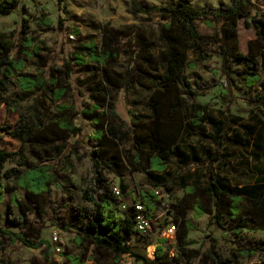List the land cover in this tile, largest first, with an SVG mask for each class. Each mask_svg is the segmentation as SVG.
Segmentation results:
<instances>
[{"label":"trees","instance_id":"1","mask_svg":"<svg viewBox=\"0 0 264 264\" xmlns=\"http://www.w3.org/2000/svg\"><path fill=\"white\" fill-rule=\"evenodd\" d=\"M57 1L61 4L65 0ZM133 3L135 11L146 14L156 12L166 20L158 35L160 49L156 60H152L149 55L134 52L144 42L139 30L129 35L128 47L121 49L119 45L121 38L125 36L124 31L104 26L100 44L94 40H81L73 48L69 59H64L63 67L54 71L45 70L46 64H41L44 57L39 52V45L30 38L23 37L26 41L23 46L31 47L34 44L32 55L36 56L34 58L39 67L38 72L32 74L25 71L23 58L12 55L19 48L10 37L12 33L8 35L0 32V103L13 104L11 99L4 97L7 88L13 84L24 93L22 98L34 92L45 93L53 101L71 98L74 94L71 87L73 63L83 71L97 69L101 75L90 94L91 103H84L80 112L75 109V104L62 102L55 106L57 113L54 123L57 130L32 133L28 121L20 117L14 124H0V140L3 134H8L24 143L27 140L30 145L54 155H61L69 141L82 134L83 128L75 120L80 113L94 125L90 137L94 142L90 149L93 176L90 186L83 194L90 205L74 207L76 219L69 222V226L76 231L77 242L91 245L98 261L102 250L111 252L113 264H120L125 254L142 264H188L193 257L200 256L201 251L190 247L192 241L189 234L196 226L182 203L173 205L174 208L177 207L173 209L172 221L177 227L175 253L172 255L166 246V238H159L154 257L148 256L147 249L154 244L153 233L160 227L153 221L154 213L161 204L155 187L164 185L170 188L173 183L179 186L181 181L178 173H171L168 168L173 160L181 161L184 155L179 144L186 130L189 100L221 86L224 89L226 109L231 113L235 103L241 99L238 92L243 87H259L260 91L245 101L250 105L264 106V79L261 71L264 62V10L259 9L252 0H229L226 4L202 7L193 5L191 0H176L174 3L156 6H144L138 0H133ZM18 5L19 0H2L0 14H8ZM241 19L246 27H253L255 30V37L249 40L247 53L239 48L238 23ZM200 20L213 27L211 42L218 46L221 57L220 79L203 85L196 77L190 80L185 73L189 65V50L200 51L202 48L203 35L197 26V21ZM123 55L135 63L141 59L146 67L138 63H129L127 67L119 66L117 61ZM236 63L243 67L236 69ZM138 78L149 80L154 85L147 101L150 117L144 120L130 110L133 126L124 129L123 121L115 108V94L133 88ZM199 108L195 112L197 116L202 114ZM190 123L194 126L200 124V120H190ZM225 125L219 123L215 127V150L206 164V182L203 185L187 184L179 187L184 190L185 198L191 199L195 218L209 214V224L227 228L235 236H240L248 226L264 229V177L246 186L231 185L225 178L216 175L215 168L221 169L229 164L222 159L221 148L230 141L237 142L226 134ZM128 135L139 146L132 155L131 162L146 172L153 188L140 193L147 216L152 220L151 229L145 236L136 230L132 208H120L121 201L112 193L110 179L107 177L108 174L122 176L123 156L113 153L110 146L124 143ZM13 155L14 152L0 147V204L9 190L3 182V176L15 179L17 185L25 189L26 199L21 203L15 194L12 195L19 212L17 215H7V221L12 226L22 228L29 222L28 215L33 213L35 199L56 184L57 176L53 171V164L45 163L48 160L46 157H43V163L34 165L24 160L21 163L25 166L24 170H4V163ZM119 186L124 199L129 192L128 185L120 179ZM223 220L228 222V227H225ZM7 239L20 241L33 248L45 245V261L51 255L48 240L40 238L36 242L25 231H13L3 226H0V253L6 247ZM236 242L237 250L232 252V256L236 259L251 258L264 246V237L257 245L245 243L241 239ZM67 259L69 264H84L90 258L69 255ZM219 262L227 264L213 250H207L199 264ZM0 264L4 263L0 260ZM51 264L57 262L51 261Z\"/></svg>","mask_w":264,"mask_h":264},{"label":"rangeland","instance_id":"2","mask_svg":"<svg viewBox=\"0 0 264 264\" xmlns=\"http://www.w3.org/2000/svg\"><path fill=\"white\" fill-rule=\"evenodd\" d=\"M2 1V0H0ZM176 0H138L144 6L166 5ZM255 5L261 9L264 0H254ZM229 0H191L195 6H218L228 3ZM166 20L158 13L135 11L133 0H65L61 4L57 0H19V5L8 14H0V32L10 35L18 49L12 55L24 59L25 71L36 74L38 62L32 55L34 47L23 46L26 44L23 37L30 38L33 43L39 45V52L44 58L41 64H46L45 70L54 71L63 66L64 59H69L73 48L81 40H94L100 44L103 36L102 27L107 29L117 28L124 31L120 48L128 47L129 35L140 31L143 43L136 47L141 55H149L156 60L160 49L158 35ZM199 32L203 35L200 51L188 52V63L185 73L191 80L196 77L202 85L212 80L220 79L221 57L218 46L211 42L213 27L207 25L204 20L197 21ZM72 35L73 37H70ZM239 48L243 53L248 52L249 40L255 37L253 27L244 25V20L238 23ZM135 61V60H134ZM119 66L127 67L129 63H135L126 56H121ZM141 66L145 63L139 59ZM135 63V64H136ZM71 87L73 96L60 101H53L45 93H30L26 97L14 84L10 85L4 97L11 99L13 104L0 103V124H14L23 117L28 121L32 133H48L57 130L54 120L56 118V105L65 102L68 105L75 104V109L80 112L84 103H91L90 94L94 84L100 79V71L90 68L83 71L79 65L73 63ZM243 66L236 63L235 68ZM264 79V62L261 65ZM158 73V71H155ZM92 80V81H91ZM154 86L149 80L137 79V84L128 91H121L114 100L115 108L123 121L124 129L131 128L133 110L140 118L147 120L150 111L147 101ZM260 91L259 87L247 89L243 87L238 95L241 96L231 113L226 109L224 89L216 86L189 100V113L186 122V130L180 141L179 147L184 152L181 161L173 160L169 166L171 173H178L181 177L180 185H203L207 179L206 164L210 161L215 150V127L219 123H225V132L237 142L230 141L221 148L222 159L229 163L226 167L215 168V173L231 185L250 186L264 177V106L260 104H247L246 99L253 97ZM23 99V100H21ZM197 107L202 111L201 116L195 115ZM200 120V124L192 126L190 120ZM76 123L83 128L82 134L72 138L67 148L61 155H54L50 151L30 145L26 140L3 134L0 147L14 152L4 163V170L17 168L24 170L28 164L43 163L53 164L56 173V184L50 187L48 192L38 196L33 206V213H29V222L22 228L12 226L7 221V215H17V204L12 200L15 194L18 201L24 203L26 199L25 189L17 185L13 178L3 176V182L9 187L4 200L0 204V226L8 227L13 231H25L36 242L40 238L49 241L50 257L45 261V245L33 248L24 245L20 241L6 240V247L0 253V260L4 264H69L67 256H79L82 259H93L97 264H113V254L107 250L100 252V259L93 254V247L87 244H79L76 240V231L69 226V222L76 219L74 207L90 205L84 198V191L90 186L93 176L92 159L90 149L94 140L91 135L94 125L80 113L75 118ZM138 145L134 143L131 135H128L124 143H114L110 146L113 153L123 156V174H108L112 183L119 185L120 179L128 185V194L124 197L127 205L141 200L140 193L144 190H152L146 172L131 162L132 155L137 152ZM147 148V146H145ZM129 155L127 156V154ZM23 157V160H21ZM163 180V177H161ZM170 184V188L164 185L155 187L161 204L154 213V223L160 227L153 233L154 244L149 246L147 253L153 256L156 243L159 238L165 236L168 224L173 221V205L182 203L187 208V215L194 222L196 229L190 231L189 239L191 248L201 251V255L193 257L188 264H199L202 255L207 250L213 252L227 264H264V246L251 258H234L232 252L237 250V240L257 245L264 237V229L256 226L245 227L240 236H235L227 228H219L209 224L210 215L204 214L195 218L191 199L185 198L184 190ZM225 227L228 222L223 220ZM58 230L60 235L61 252L56 251V243L52 240V231ZM166 237V236H165ZM167 243V242H166ZM166 246L170 252L175 253L176 243L172 241ZM128 260V259H126ZM131 264H142L133 260ZM220 264V262L218 263Z\"/></svg>","mask_w":264,"mask_h":264},{"label":"built area","instance_id":"3","mask_svg":"<svg viewBox=\"0 0 264 264\" xmlns=\"http://www.w3.org/2000/svg\"><path fill=\"white\" fill-rule=\"evenodd\" d=\"M70 37H73V36L70 35ZM110 189H111L112 193L121 201L120 202V208L122 210L128 209L130 207L132 208L133 218L135 220V227H136L137 232L143 236L147 235L151 229L152 220H150L147 216L146 207H145L144 203L141 200H139L137 202L132 203L131 206L127 205L126 202L124 201V199L122 198V192H121L120 186L112 183L111 180H110ZM176 230H177V227H176L175 223L172 222V223L168 224L166 227V230H165V236L166 237L164 236L162 238H166L168 240L167 243H169L171 241H172V243L173 242L176 243ZM52 240L57 245L56 251L58 253L61 252L62 250H61V244H60V235H59V232L57 229L52 231ZM154 253H153V256H150L151 258L154 257ZM171 254L173 255L174 252H171ZM126 259H128V260H126ZM133 260H134L133 257H131L129 254H125L123 256V259L121 260L120 264H131V262ZM84 264H94V261L92 259H89V260L85 261Z\"/></svg>","mask_w":264,"mask_h":264},{"label":"crops","instance_id":"4","mask_svg":"<svg viewBox=\"0 0 264 264\" xmlns=\"http://www.w3.org/2000/svg\"><path fill=\"white\" fill-rule=\"evenodd\" d=\"M254 3H255V1L254 0H252ZM256 4V3H255ZM262 6L264 7V3L262 4ZM262 9H264V8H262Z\"/></svg>","mask_w":264,"mask_h":264}]
</instances>
